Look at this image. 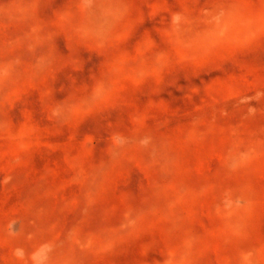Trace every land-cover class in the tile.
<instances>
[{"label": "rangeland", "instance_id": "obj_1", "mask_svg": "<svg viewBox=\"0 0 264 264\" xmlns=\"http://www.w3.org/2000/svg\"><path fill=\"white\" fill-rule=\"evenodd\" d=\"M0 264H264V0H0Z\"/></svg>", "mask_w": 264, "mask_h": 264}]
</instances>
